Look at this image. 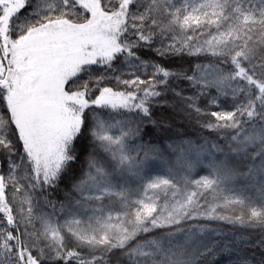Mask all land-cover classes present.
Wrapping results in <instances>:
<instances>
[{"label":"snow or ice","instance_id":"6c2138e0","mask_svg":"<svg viewBox=\"0 0 264 264\" xmlns=\"http://www.w3.org/2000/svg\"><path fill=\"white\" fill-rule=\"evenodd\" d=\"M0 264H264V0H0Z\"/></svg>","mask_w":264,"mask_h":264}]
</instances>
